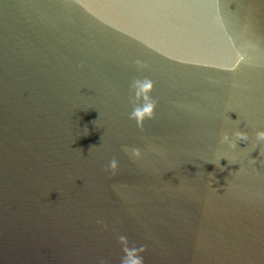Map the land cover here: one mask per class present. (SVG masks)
Wrapping results in <instances>:
<instances>
[{
    "label": "water",
    "instance_id": "1",
    "mask_svg": "<svg viewBox=\"0 0 264 264\" xmlns=\"http://www.w3.org/2000/svg\"><path fill=\"white\" fill-rule=\"evenodd\" d=\"M257 131L264 0H0V264H264Z\"/></svg>",
    "mask_w": 264,
    "mask_h": 264
},
{
    "label": "clouds",
    "instance_id": "2",
    "mask_svg": "<svg viewBox=\"0 0 264 264\" xmlns=\"http://www.w3.org/2000/svg\"><path fill=\"white\" fill-rule=\"evenodd\" d=\"M241 60L244 59L242 56ZM136 65L138 68L146 67L142 61L137 60ZM131 93L130 99L132 102V111L129 114V119L134 121L137 126L143 130L144 124L147 120L155 119L156 111L158 108V102L153 99V93L155 91L154 82L147 78H137L134 79L130 85ZM256 140L258 142H264V131L256 132ZM236 140L245 142L248 140V134L241 130H236L231 134ZM222 143H228L230 146H235V141L231 139L229 134L225 133L222 137ZM124 151L129 154V156L134 161L143 160L144 154L139 148H124ZM119 162L117 159H112L109 161L108 168L106 170L111 171L113 174L118 170ZM223 171V169H221ZM106 227V225H105ZM118 241L122 246V251L124 255L121 257L120 264H145L144 256L147 253V248L143 245L132 246L128 238L124 235L118 237ZM99 264H107V261L100 260Z\"/></svg>",
    "mask_w": 264,
    "mask_h": 264
}]
</instances>
